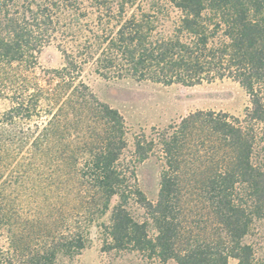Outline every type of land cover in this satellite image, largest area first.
<instances>
[{"label": "trees", "instance_id": "trees-1", "mask_svg": "<svg viewBox=\"0 0 264 264\" xmlns=\"http://www.w3.org/2000/svg\"><path fill=\"white\" fill-rule=\"evenodd\" d=\"M89 4L0 0V264L71 261L86 247L95 197L102 213L110 211L102 226L111 248L178 264H227L231 257L254 264L244 238L264 219V0ZM53 41L63 66L41 83L31 72ZM85 67L106 80L164 85L229 78L247 91L251 106L243 117L198 110L173 133L162 132L154 201L122 159L124 116L82 79ZM147 145L138 137L131 161L149 158ZM57 179L83 184L87 196L75 205L61 201ZM192 195L215 233L196 234L181 218ZM133 204L147 220L136 217Z\"/></svg>", "mask_w": 264, "mask_h": 264}, {"label": "rangeland", "instance_id": "rangeland-1", "mask_svg": "<svg viewBox=\"0 0 264 264\" xmlns=\"http://www.w3.org/2000/svg\"><path fill=\"white\" fill-rule=\"evenodd\" d=\"M89 1L82 0L83 8H89ZM131 8H138V3ZM145 9L149 7L146 6ZM168 25L166 31L171 29L170 23ZM62 66L63 56L58 48V41H53L39 53L38 65L31 73L41 83H44V78L49 71ZM82 79L91 86L101 100L117 108L124 116L128 131L127 146L123 151L122 159L129 169L136 168V181L133 180V182H136L146 196L154 201L158 196L162 171V159L158 146L162 132L168 135L173 133L190 113L198 110L225 112L243 117L246 109L251 106L250 95L247 91L238 82L229 78L194 86L164 85L133 80H106L93 74L89 67H85ZM4 107H6L5 104H2L1 108ZM75 133L77 132L73 130L72 138L76 136ZM143 135L146 137V143L148 142L147 147L151 149L150 156L141 162L131 161L134 160L135 142ZM56 183L63 186L65 192L62 194L60 191V193L63 198L61 201L65 203L70 202L75 205L78 197L87 196L83 184L71 181L63 183L58 179ZM98 203L101 201L95 197L93 205H90L89 213L95 220L86 234V247L79 255L65 264H178L175 259L163 261L157 255L152 256L146 251L111 248V241L105 235L102 226L103 223L109 224L110 211L102 213ZM116 203L117 197H114L110 206ZM182 207L184 210L181 218L187 219V223L193 226L196 234L204 230L209 234L216 232L217 228L211 227L209 221H205L207 216L201 214L204 205L195 195L189 196L183 202ZM132 209L138 219H148V215L138 204H133ZM149 229L150 234L154 235L156 230L152 224ZM244 242L253 245L254 264H264V219L254 223L252 230L244 238ZM227 264H238V260L231 257Z\"/></svg>", "mask_w": 264, "mask_h": 264}]
</instances>
